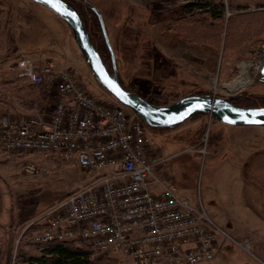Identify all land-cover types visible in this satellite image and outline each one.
<instances>
[{
	"label": "rangeland",
	"instance_id": "rangeland-1",
	"mask_svg": "<svg viewBox=\"0 0 264 264\" xmlns=\"http://www.w3.org/2000/svg\"><path fill=\"white\" fill-rule=\"evenodd\" d=\"M87 1L103 16L127 89L166 104L162 106L202 94L231 98L245 106L264 105L261 73L238 91L225 87L235 81L238 66L255 63L264 48L263 19L255 22L261 25L259 34L243 37L232 30L227 45L228 26H239L236 15L243 14L233 10L231 0H223L225 18L219 22L223 31L219 36L216 28L206 33L215 20L199 9L184 11L187 0ZM0 11V62L10 58L16 75L23 60L39 53L36 62L49 58L57 66L67 65L86 91L102 101H116L95 80L71 28L56 13L33 0H0ZM256 11L252 7L249 12ZM193 67L198 73L195 82L204 90L190 86ZM29 90L36 99L42 92ZM49 100L53 102V94ZM40 108L37 113L46 112ZM153 129H148L153 142L170 158L169 180L178 196L203 208L214 226L230 236L221 238L222 256L216 264H264V127L230 126L197 114L174 127ZM0 160V264H14L21 250L38 252L28 238L42 212L89 178L66 168L48 177L29 178L1 150ZM245 239L251 241L250 253L235 242Z\"/></svg>",
	"mask_w": 264,
	"mask_h": 264
},
{
	"label": "built area",
	"instance_id": "built-area-1",
	"mask_svg": "<svg viewBox=\"0 0 264 264\" xmlns=\"http://www.w3.org/2000/svg\"><path fill=\"white\" fill-rule=\"evenodd\" d=\"M17 79L56 93L52 111L1 123L0 150L29 178L73 166L89 179L34 223L33 247L75 241L96 255H118L122 264H202L213 261L224 234L198 206L178 196L169 180V158L148 127L116 101L86 91L67 65L22 61ZM264 68L238 66V79ZM254 71V74L252 73ZM235 79V80H236ZM250 253L251 241H235Z\"/></svg>",
	"mask_w": 264,
	"mask_h": 264
},
{
	"label": "water",
	"instance_id": "water-1",
	"mask_svg": "<svg viewBox=\"0 0 264 264\" xmlns=\"http://www.w3.org/2000/svg\"><path fill=\"white\" fill-rule=\"evenodd\" d=\"M56 13L71 28L74 41L95 80L119 104L126 107L141 118L151 128H171L190 119L196 114H208L223 124L230 126L264 127V107H240L232 103L231 98L202 94L189 95L167 106H156L137 92L127 90L120 82L116 56L109 40L103 16L87 2L97 13L105 41L112 56V73L104 64L99 52L90 40L82 19L77 11L63 0H33ZM264 77V68L261 71Z\"/></svg>",
	"mask_w": 264,
	"mask_h": 264
},
{
	"label": "trees",
	"instance_id": "trees-1",
	"mask_svg": "<svg viewBox=\"0 0 264 264\" xmlns=\"http://www.w3.org/2000/svg\"><path fill=\"white\" fill-rule=\"evenodd\" d=\"M63 1L77 11V13L82 19L86 31L90 36V40L92 44L99 52L104 64L108 67V69L112 73L113 70L112 56L109 47L105 41V37L97 13L87 5L88 2L87 0H63ZM187 2L188 3L183 6L184 11L193 12L195 9H199L201 13L206 14L207 17H209V19L216 21L214 27L211 26V28L209 29L206 28V33L212 32V30H214L212 28H216L215 31L217 33V36L220 35V32L223 33V31H220L219 28L220 25L219 22H221L225 18L224 16L225 3L223 0H187ZM230 6L233 8V10H241L243 14L236 15L237 22L240 23L239 26L235 25L234 29H230V27L228 26L229 39L227 41V45L229 43V40L231 41L232 39L231 38L232 30L236 32L238 36H243V37L247 36V33L249 32H251L252 34L256 33L255 36L259 34L261 25H256L255 22L260 21L261 19L264 20V0H231ZM252 7L257 8V11L255 12L256 14H252L249 12ZM251 16H256V17L252 18ZM183 21L184 20H181V22ZM195 22L196 20L193 22L194 25L196 26ZM190 29L193 28L191 27ZM29 86L31 90L33 89L42 90L41 93L39 92L40 95L37 96L38 97L37 100H39L40 98L46 95L48 99L51 94V90L44 84H36V85L30 84ZM147 101H149L150 103L156 106L166 105L159 103L156 99L155 100L147 99ZM232 103L240 107H254L253 103H250L249 105L246 106L239 103H235L234 101H232ZM255 106L264 107V105H255ZM147 127L149 130L153 129L149 126ZM66 196L60 199L59 201L65 199ZM53 205H51L49 208H51ZM49 208H47L46 210H48ZM46 210H44L42 213H44ZM37 229L39 228L36 227V230ZM34 249L38 252L33 253L27 250H21L17 254L14 264H116L120 262L118 255H111V254L96 255L91 251L90 248H88L87 246H83L75 241L53 242L46 244L44 246H37Z\"/></svg>",
	"mask_w": 264,
	"mask_h": 264
},
{
	"label": "crops",
	"instance_id": "crops-1",
	"mask_svg": "<svg viewBox=\"0 0 264 264\" xmlns=\"http://www.w3.org/2000/svg\"><path fill=\"white\" fill-rule=\"evenodd\" d=\"M14 46L16 48V45ZM16 52L19 53L17 51V48H16ZM46 54L47 52L43 53V55H46ZM49 54L51 55L53 53H49ZM38 55H42V54L35 53L31 57H29L28 60L40 64L41 62H38V61L36 62L37 58H35ZM40 60L42 61L43 59H40ZM192 69H193L192 70L193 72L192 71L191 72H192L193 80L192 82H190L191 88H194V89L198 88V90H204L202 88H199L197 83L195 82V80H197L196 76L198 75L196 71L197 68L193 67ZM15 73H14V68H13V61L10 60V58H7L0 62V135L2 132L1 122L5 116L10 118V120H13V121H18V120L29 118V117H34L37 114H40V112L37 113L38 109H41L40 107H44L45 111H52L56 103V93L54 91L51 92V94L54 95V100L52 103L50 102L49 98L47 99V95L37 100L36 97L33 96L31 94V91L29 90L30 89L29 82L27 83V81L21 80L24 84H20V82L16 79ZM223 76L222 78H224L225 80L226 77L225 75ZM36 103L40 105L39 108L36 107L37 106ZM155 146L157 149H159L157 145ZM162 154L164 155L163 152ZM65 168L68 171H70V169H75L73 166H66ZM220 253L221 252H219L217 257L213 261L205 262L203 264H206V263L216 264V262H218L221 259L222 253L221 254Z\"/></svg>",
	"mask_w": 264,
	"mask_h": 264
},
{
	"label": "bare ground",
	"instance_id": "bare-ground-1",
	"mask_svg": "<svg viewBox=\"0 0 264 264\" xmlns=\"http://www.w3.org/2000/svg\"><path fill=\"white\" fill-rule=\"evenodd\" d=\"M253 81V78L250 77L248 73H242L238 79H236L234 82H231L230 84H226L225 87L232 91H238Z\"/></svg>",
	"mask_w": 264,
	"mask_h": 264
},
{
	"label": "flooded vegetation",
	"instance_id": "flooded-vegetation-1",
	"mask_svg": "<svg viewBox=\"0 0 264 264\" xmlns=\"http://www.w3.org/2000/svg\"><path fill=\"white\" fill-rule=\"evenodd\" d=\"M118 77H119V74H118ZM259 78H261L262 79V81L264 82V77H259ZM119 80H120V82H121V79H120V77H119ZM122 83V82H121ZM123 84V83H122ZM124 85V84H123Z\"/></svg>",
	"mask_w": 264,
	"mask_h": 264
}]
</instances>
